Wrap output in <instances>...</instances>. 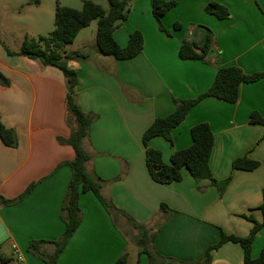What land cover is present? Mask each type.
<instances>
[{
  "label": "crops",
  "instance_id": "1",
  "mask_svg": "<svg viewBox=\"0 0 264 264\" xmlns=\"http://www.w3.org/2000/svg\"><path fill=\"white\" fill-rule=\"evenodd\" d=\"M65 1L60 5L66 7ZM175 1L177 6L161 19L169 35L159 29L150 0L132 1L127 20L114 32L122 47L133 32L143 34V51L132 59L115 60L99 52L96 21L61 50L64 56L86 55L68 65L78 74L79 105L92 118L83 141L91 155L87 171L102 179L103 196L113 208L105 209L91 192L81 195L82 223L58 264H115L124 253L129 264L130 245L137 246L138 237L129 217L156 233V253L178 264L201 260L222 232L247 236L254 225L249 216L263 222L258 208L264 192V125L251 123L250 116L258 112L264 117V78L243 83L236 104L203 99L172 132V143L161 138L149 143L167 163L175 151L191 146L193 127L208 123L215 138L209 162L213 177L219 181L232 177L223 195L210 180L197 183L187 170L182 181L167 185L155 182L148 172L143 134L156 118L175 111V100L206 92L221 67L235 65L247 75L264 72V0ZM210 2L227 7L229 18L207 14L204 8ZM57 3L0 0V73L9 82L7 87L0 85V119L18 140L11 148L0 139V203L17 199L37 184L18 204H0V255L10 259L8 264L15 260L45 264L28 252L29 244L58 240L65 230L61 207L72 177L67 163L75 157L65 143L75 126L68 123L66 78L55 67L8 53L19 52L26 38L52 33ZM208 32L213 53L206 62L179 57L184 42L200 48ZM241 157L259 166L253 171L233 170V161ZM162 204L168 206V214L161 211ZM123 227H129L132 237ZM263 247L264 227L254 241L252 257L257 258ZM145 256L140 264H149ZM212 257L211 264H244L243 248L232 242Z\"/></svg>",
  "mask_w": 264,
  "mask_h": 264
},
{
  "label": "trees",
  "instance_id": "2",
  "mask_svg": "<svg viewBox=\"0 0 264 264\" xmlns=\"http://www.w3.org/2000/svg\"><path fill=\"white\" fill-rule=\"evenodd\" d=\"M133 0H109V8L92 1L83 0L81 10L64 7L57 0L55 13V28L48 37L39 39L26 38L21 50L17 53H8L14 56L27 57L38 61L45 67H55L59 69L66 78L67 95L66 108L68 123L73 126L71 135L66 144L70 145L75 157L67 164L71 167L72 177L67 186V191L61 207V218L65 224L62 237L55 241L38 240L29 244L28 252L37 256L45 264H58V261L68 246L82 223V210L80 199L83 193L91 192L98 202L108 211L113 208V204L108 201L102 193L103 181L101 178L92 176L87 171V163L91 160V155L85 150L83 141L89 135L92 118L80 107L76 95V85L78 74L68 65L69 61L85 59L83 52H75L64 56L61 50L67 45L74 43L79 33L96 21L97 27V47L99 52L106 57L115 60H129L138 56L144 48L145 40L141 32L135 31L130 37L128 44L122 47L115 39L114 32L129 16L130 6ZM152 15L159 29L169 35V32L162 25V17L171 9L177 6L175 0H150ZM205 12L219 20L228 19L230 12L227 7L210 2L205 6ZM178 28V25H176ZM1 43V38H0ZM213 53V36L211 32L206 34L204 42L200 48L192 42H184L179 50V57L183 60H199L206 62ZM264 78V72H257L247 75L238 66L221 67L217 70L215 80L211 87L198 97L187 100H175V111L165 117H159L144 132L142 141L145 146L146 165L151 178L159 184H171L183 180V172L187 170L190 176L200 183L210 180L213 186L218 188L221 195L224 194L227 186L232 180L228 177L223 181L213 177L210 168V158L213 151L215 138L208 123H201L191 129L192 144L190 147L175 151L165 162L160 150L150 146V141L161 138L172 143V132L183 123L190 111L205 98H216L218 100L236 104L240 98V88L243 83H254ZM0 85L7 87V78L0 73ZM253 124H263L264 117L258 112H253L250 116ZM0 139L7 147L15 148L18 145L17 135L13 129L7 128L0 119ZM233 170L253 171L259 166V162L247 157L237 158L233 161ZM36 183L30 185L25 192L15 200H2V206L16 205L25 199L36 187ZM263 215V222L258 223L252 216L248 219L254 223L250 233L245 237L228 235L222 232L219 242L210 246L204 253L201 260L189 264H211L212 253L219 250L228 242L239 244L244 251V264H264V247L257 258L252 257L254 241L259 232L264 227V192L263 203L258 208ZM161 211L165 214L170 212L166 204L161 205ZM133 226L139 231L136 240L140 248L138 262L142 255H147L149 264H178L170 258L163 257L153 250V241L156 233L145 226L136 223L128 218ZM46 247H50L48 252ZM128 253H124L115 264H128ZM9 258L0 255V264H8Z\"/></svg>",
  "mask_w": 264,
  "mask_h": 264
},
{
  "label": "rangeland",
  "instance_id": "3",
  "mask_svg": "<svg viewBox=\"0 0 264 264\" xmlns=\"http://www.w3.org/2000/svg\"><path fill=\"white\" fill-rule=\"evenodd\" d=\"M92 1H94V2H96L98 4H100V5H102L106 9L109 8V0H92ZM82 3H83V0H67V1L64 2V5H66V7H71V8L80 10V9H82ZM87 32H89V31H87ZM81 38H83V35H81V37L79 39H77L75 45H77L81 41ZM70 48L71 47H68V50H71ZM159 223H160V221L157 220L156 223H155V225H156L155 227H158ZM123 229H125V231L127 232V235H129L130 237H132V233L128 231L129 230V227H126V228L123 227ZM138 235H139V231H138ZM129 251L131 253V257H130L129 264H137V262H138V251H140V248H138L135 245V243H134V244H131L130 245ZM31 255H33V254H31ZM33 256H35V255H33ZM35 257L38 258L37 256H35ZM145 257H146V260H148L147 255ZM15 262H16V264H21L17 260H15Z\"/></svg>",
  "mask_w": 264,
  "mask_h": 264
},
{
  "label": "built area",
  "instance_id": "4",
  "mask_svg": "<svg viewBox=\"0 0 264 264\" xmlns=\"http://www.w3.org/2000/svg\"><path fill=\"white\" fill-rule=\"evenodd\" d=\"M16 253L19 254V251L16 250ZM18 260L23 261V258L21 256L18 257Z\"/></svg>",
  "mask_w": 264,
  "mask_h": 264
}]
</instances>
